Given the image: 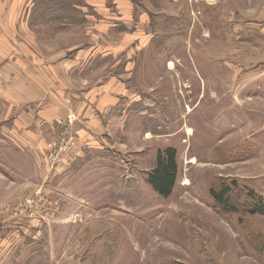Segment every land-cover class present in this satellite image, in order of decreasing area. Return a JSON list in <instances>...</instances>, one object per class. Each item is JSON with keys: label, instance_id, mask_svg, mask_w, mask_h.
<instances>
[{"label": "rangeland", "instance_id": "rangeland-1", "mask_svg": "<svg viewBox=\"0 0 264 264\" xmlns=\"http://www.w3.org/2000/svg\"><path fill=\"white\" fill-rule=\"evenodd\" d=\"M92 1L0 0L14 46L34 38L73 63L79 47H125L67 78L78 93L121 75L94 144L78 142L71 113L45 149L17 148L5 129L17 107L0 92V264H264V213L246 210L250 191L264 197V43L242 28L264 0H130L129 49ZM73 147L83 153L57 170ZM167 147L178 170L164 197L147 176ZM232 181L238 209L225 210L210 189Z\"/></svg>", "mask_w": 264, "mask_h": 264}, {"label": "crops", "instance_id": "crops-1", "mask_svg": "<svg viewBox=\"0 0 264 264\" xmlns=\"http://www.w3.org/2000/svg\"><path fill=\"white\" fill-rule=\"evenodd\" d=\"M92 3L103 10L108 9L105 15L110 16L111 19H108L110 24L107 26L115 28L119 26L118 29L126 32L125 38L128 40L125 43L127 42L126 48L129 49L132 46L130 41H133L137 35L134 27L129 28L130 23L137 16L135 5L130 0H112L111 3L117 8L111 9L112 5L108 0H93ZM248 8L250 9L249 6ZM111 12L116 14L112 15L114 13ZM246 13L248 16L244 15ZM242 14L243 30L252 31L264 43V4L258 6L256 13L251 14L250 10L243 9ZM140 15H143L141 18L143 17L144 21H149L147 13ZM83 16L88 17L86 14ZM5 18L7 17L0 13V19ZM62 26H66L65 23ZM9 35L18 38L17 33L6 28L3 31L0 28V92L6 103H11V109L17 107L13 115L6 111L8 117H14L9 121L10 125L5 128L7 132L15 135L17 148L22 149L21 144H25L31 148L45 149L49 141L48 137L55 132L57 123L66 121L71 113L75 115L74 126L78 142H86L90 139L93 144L96 143V137L92 134L96 133L95 128L99 126L101 117L103 118L104 112H108L120 101L121 75L112 74L105 80L97 81L90 89L85 88V92L78 93L70 87L71 83L67 78L71 77L73 64L77 63L78 68H83L87 57L101 54L105 48L107 52L113 51V54H119L125 52V47L105 46L93 49L79 47L76 53L78 57L73 63L70 58H66L65 53H61V58L58 59L42 53L34 38L21 37L17 41L18 45L14 46ZM128 54L131 56L130 53ZM94 66L97 67L98 63H94ZM262 72L263 77L260 80L264 83V66ZM124 76H127V73ZM82 153V150L78 152V149L73 147V150L62 154L57 170H64L72 163L70 160L76 158V154Z\"/></svg>", "mask_w": 264, "mask_h": 264}, {"label": "trees", "instance_id": "trees-1", "mask_svg": "<svg viewBox=\"0 0 264 264\" xmlns=\"http://www.w3.org/2000/svg\"><path fill=\"white\" fill-rule=\"evenodd\" d=\"M176 149L167 147L160 149L157 153L155 167L148 173L147 181L153 189L164 197H168L176 183L177 179V161ZM232 183L224 182L220 189L212 187L210 189L211 195L222 209L237 210L230 202V195L232 191ZM250 203L246 205V210L249 213H264V197L255 194L253 191L249 192Z\"/></svg>", "mask_w": 264, "mask_h": 264}]
</instances>
